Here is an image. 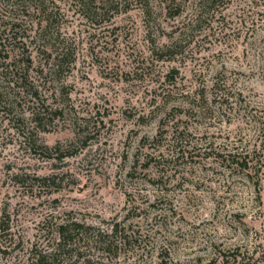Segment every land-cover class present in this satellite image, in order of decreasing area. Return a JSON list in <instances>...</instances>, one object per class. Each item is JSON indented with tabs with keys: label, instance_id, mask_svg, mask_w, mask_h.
Returning <instances> with one entry per match:
<instances>
[{
	"label": "rangeland",
	"instance_id": "1",
	"mask_svg": "<svg viewBox=\"0 0 264 264\" xmlns=\"http://www.w3.org/2000/svg\"><path fill=\"white\" fill-rule=\"evenodd\" d=\"M85 1L0 0V264L73 222L72 264H264V0ZM50 11L76 58L40 74Z\"/></svg>",
	"mask_w": 264,
	"mask_h": 264
},
{
	"label": "trees",
	"instance_id": "2",
	"mask_svg": "<svg viewBox=\"0 0 264 264\" xmlns=\"http://www.w3.org/2000/svg\"><path fill=\"white\" fill-rule=\"evenodd\" d=\"M54 2V1H53ZM42 3H44V1H42ZM75 4V3H74ZM78 4V5H77ZM88 2L85 0H77L76 5L81 7V8H88ZM49 4H46V7L44 5V7L42 9L47 10L48 9ZM70 9V7H68ZM49 12V11H48ZM53 11H50V13L46 14L45 16V20H46V25L43 26V32H40V38H42L45 42L40 44L38 47L41 48L42 50H44V55L45 58H43L42 61L38 62V70L37 72L40 74L43 73H53L48 70H53L54 73L56 72H61L63 71L64 68H70V65L72 63V61L76 58V54H75V50L73 48L70 47V45L65 43V39L67 40V38L63 37L62 38V43L57 44V40L55 39H50L52 37L49 36V34H51V29L53 26V22L55 20L61 19L63 16L61 15V13L58 11L55 13H52ZM58 13L60 15V18H58L57 14ZM52 14V15H51ZM64 14V13H63ZM52 20H54L52 22ZM43 20H39V23L41 24ZM48 33V34H47ZM52 35V34H51ZM16 36V34H15ZM2 38H3V34L2 31H0V44L2 43ZM53 41V42H52ZM64 41V42H63ZM52 42V48L53 50H57L54 53L52 52H48V48H49V44ZM42 45V47H41ZM5 51V49L3 50ZM26 52V51H25ZM10 56L9 52H5L4 53V58H8ZM26 60V61H24ZM20 61V60H19ZM16 60H13V64H14V68H15V75L17 76H22L21 78H26L29 76V68L33 65V60H32V56H31V52L26 55L25 57H22V61L21 62H26L24 67H18V65H16ZM53 73V74H54ZM25 74V76H23ZM47 75V74H46ZM37 95V93H36ZM240 95V93H239ZM229 94L228 93H223L221 95V98H226L228 99ZM49 106H45L42 104H40L38 106V110L35 111L36 115H41L43 111L46 110L47 113L51 112L48 110ZM198 109L199 112H201V110H207L203 109V106L198 105ZM43 115V114H42ZM181 132L177 131V129H175L173 131L172 134V138L174 139V147H175V151L177 153V155H179V152H181V155H184L185 152H187L186 150L189 149H184L181 150V147L177 146L178 145V138L180 137ZM179 148V149H178ZM243 155V156H241ZM248 152L245 151L243 152H232V151H221V152H217L214 155V158H219L221 160V163H227L229 164V166H237L241 169H248L250 168V159H247L248 157ZM225 163V164H226ZM227 166V165H226ZM233 167V168H235ZM57 229V233H58V237L55 238L53 245H49L47 246V248L45 249H36L35 251L32 252L33 254V264H72V261H70L72 258L79 260V253L76 251L77 248L74 247L73 244H75L76 240L79 241L80 237H78V234L81 232V227L82 225L80 223L77 222H73L71 224L69 223H61L59 224ZM117 232V228L115 229L113 227V229L111 230V232L106 233V232H101L99 231L97 234V238L95 239L94 244H96L97 246H99V248H101V250L103 251V253H109L110 250L114 247L116 250L118 248V244L115 245V236L114 234ZM122 242V241H120ZM75 253V255H73ZM75 256V257H74Z\"/></svg>",
	"mask_w": 264,
	"mask_h": 264
}]
</instances>
